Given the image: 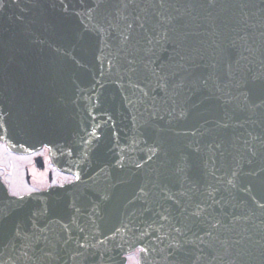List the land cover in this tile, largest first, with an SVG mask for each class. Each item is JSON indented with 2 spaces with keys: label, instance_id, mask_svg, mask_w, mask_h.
Listing matches in <instances>:
<instances>
[{
  "label": "water",
  "instance_id": "95a60500",
  "mask_svg": "<svg viewBox=\"0 0 264 264\" xmlns=\"http://www.w3.org/2000/svg\"><path fill=\"white\" fill-rule=\"evenodd\" d=\"M0 142V264H264V0H0Z\"/></svg>",
  "mask_w": 264,
  "mask_h": 264
},
{
  "label": "flooded vegetation",
  "instance_id": "af4514ba",
  "mask_svg": "<svg viewBox=\"0 0 264 264\" xmlns=\"http://www.w3.org/2000/svg\"><path fill=\"white\" fill-rule=\"evenodd\" d=\"M9 154L14 158H18L22 162L24 170L23 182L19 179H13L12 166L0 165V178L6 183L11 193L17 192L19 195L41 191L52 186L62 185L74 180V176L61 171L52 161L49 155L48 148L44 147L36 152L16 153L7 148L3 143H0ZM24 184L27 189H24ZM139 250H137V257ZM132 254H129L125 264L129 263ZM138 260V259H137Z\"/></svg>",
  "mask_w": 264,
  "mask_h": 264
},
{
  "label": "rangeland",
  "instance_id": "374dc122",
  "mask_svg": "<svg viewBox=\"0 0 264 264\" xmlns=\"http://www.w3.org/2000/svg\"><path fill=\"white\" fill-rule=\"evenodd\" d=\"M19 161L20 160H18V158L16 159L11 154H9L8 151L3 146H0V165H5L8 167L10 166V164L13 165L12 172L14 171V173L12 178L16 179L17 181L20 179L23 182L24 170L22 167V162ZM24 189L25 190L27 189V186L25 184H24ZM133 255L135 256H132L130 258L128 264H138L137 251H135Z\"/></svg>",
  "mask_w": 264,
  "mask_h": 264
},
{
  "label": "snow or ice",
  "instance_id": "6c2138e0",
  "mask_svg": "<svg viewBox=\"0 0 264 264\" xmlns=\"http://www.w3.org/2000/svg\"><path fill=\"white\" fill-rule=\"evenodd\" d=\"M13 195H19V193H17V192H13Z\"/></svg>",
  "mask_w": 264,
  "mask_h": 264
}]
</instances>
